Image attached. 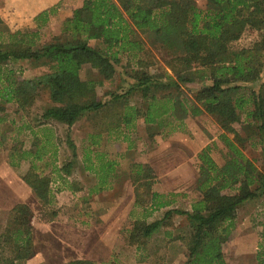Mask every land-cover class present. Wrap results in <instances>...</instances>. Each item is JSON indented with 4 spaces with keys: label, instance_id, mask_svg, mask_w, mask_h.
I'll return each instance as SVG.
<instances>
[{
    "label": "trees",
    "instance_id": "1",
    "mask_svg": "<svg viewBox=\"0 0 264 264\" xmlns=\"http://www.w3.org/2000/svg\"><path fill=\"white\" fill-rule=\"evenodd\" d=\"M21 1L27 4L35 28L12 31L0 16V125L7 105L15 106L21 122L18 131L29 130L30 148L22 150V142H15L9 163L15 166V160L28 159L29 167L21 177L40 206L52 202L51 174L45 169L48 163L42 162V151L53 134L51 122L69 128L86 112L98 118L108 111L111 125L130 127L139 114L149 123L152 137L170 122L209 114L221 130L225 160L218 164L206 145L198 153L196 188L201 198L190 211L174 209L166 214L182 215L189 225L187 234L180 236L185 245L183 264H224L223 248L235 229L238 208L264 195V173L243 152L247 141L254 139L264 156V0H206V10L186 0H81L60 21L59 32L48 38L41 28L57 12L60 0ZM249 28L258 31L260 39L249 47L233 48L232 43ZM142 34L149 36L151 48L165 54L166 69L148 72L156 62L137 58L129 72L120 71L123 57L146 50ZM17 61H26L34 74L16 75L9 65ZM85 66L95 74L82 78ZM124 73L131 81L123 78ZM116 76L122 83L117 87H122L106 91L109 100L99 99L96 87ZM194 82L199 88L190 98L184 97L181 85ZM42 91L50 104L36 123L30 122L34 125L26 123ZM140 103L144 110L136 107ZM237 123L244 134L236 129ZM33 126L41 127L43 140ZM0 135L1 139L5 136ZM72 155L76 156L75 150ZM68 165L70 162L62 167L65 173ZM150 195V200L158 197ZM49 213L52 219L56 216L55 210ZM10 214L9 225L0 235V264H20L33 255L32 207L16 203ZM160 224L161 220L132 221L124 239L129 244L144 242ZM254 259L256 264H264V238ZM65 264L93 262L74 259Z\"/></svg>",
    "mask_w": 264,
    "mask_h": 264
},
{
    "label": "rangeland",
    "instance_id": "2",
    "mask_svg": "<svg viewBox=\"0 0 264 264\" xmlns=\"http://www.w3.org/2000/svg\"><path fill=\"white\" fill-rule=\"evenodd\" d=\"M60 1L61 3L58 11L63 9L69 10L71 6L81 2V0ZM186 1L196 6L198 9H207L206 0ZM1 5H5L4 0H0V6ZM22 10H25V13H22ZM11 14L17 19H25L30 16L26 7H14L13 13ZM54 20L41 28L42 33L46 35V38L52 35L58 27L60 21L59 16L57 15ZM33 25L35 26L34 22ZM29 27L31 28L29 24L25 23L21 25L20 28ZM11 30L13 31L16 29ZM141 37L145 43L146 50L135 56L123 57L121 63L118 64V69H120V71L122 70V72H129L132 66H136L137 58H141V60L145 61L154 60V62H156L154 67H149L147 69L148 72L156 73L162 68L166 69L165 64L163 63L164 57L166 58L165 54L160 49L157 50L155 47L151 48L149 46V36L147 37L145 34H142ZM259 39L260 35L258 31L249 28L245 30L238 40L232 43V47H249ZM9 67H12L14 71H16V75H20L21 77L32 76L35 72L32 68L28 67L26 61L11 63ZM94 74L95 71L90 70L87 66L81 71L82 78ZM124 76L125 77L123 78H128V80L131 81L125 73ZM262 81H264V72L262 74ZM119 83H121L119 82V76H116L114 81H110L103 86H97L96 89L98 93L102 95L108 90L113 88L119 89V87H122H117ZM197 88H199V83L196 82L181 85L183 96H186L187 98H190ZM49 104L50 101L47 95L42 91L32 105L30 110L31 113L27 119L36 123V119L40 116L43 108ZM7 106L5 112L1 114V116L5 117V121L0 125V132L5 136L1 139L2 135H0V163L3 158H6V154L8 155L10 152L9 148L15 142L17 143L20 141L22 142V145L24 144L26 147H29L30 144V138H26L22 132L18 131V125L21 122L19 114L14 112L15 106ZM188 123L190 127L189 136H191V139L193 140V148H191L189 144L175 139H173L174 141L172 142L164 140V145L161 147L158 145V147L151 149L152 144L149 145V156L161 152L160 149L164 146L167 148L169 147L173 149L171 155L174 158H178L180 161L183 160L190 162L194 167L193 170H196H194L196 172L195 177H198L200 161L197 150L200 146L209 145L211 147L210 153L218 164H222L225 160L226 147L219 139L221 130H219L218 125L212 117L202 115L188 119ZM52 125L53 129L59 135L58 139L67 144L66 135L69 134V131H67L66 125L54 122ZM235 127L241 132V134H244L239 123L235 124ZM232 136V134H228L229 138H232ZM65 143L59 145L60 148L57 149L59 152H52L54 146L48 144L46 145L45 150L42 151V162L46 161L48 163L45 168L47 171L51 170V165L49 164L51 160L56 158L58 164L61 166L66 162L67 158L70 157V149L67 148L68 146H66ZM137 147L142 148V144L137 145ZM43 152L46 153L43 154ZM243 152L248 158L252 159L257 168L264 173V156L259 149L257 141L254 139L247 141ZM8 158L9 156H7L6 159ZM28 166L29 162L27 161L25 165L22 164V166L19 167V171L23 173L28 169ZM104 167V165L101 167L103 172L107 170H104ZM192 186H194V184ZM23 187L24 186L20 184V186H18V191L21 196L26 197L28 195V189L27 187ZM55 202L51 208L56 209L58 214L53 219L50 217L49 206L41 207L40 205H35L36 207H32L30 226L34 242L33 255L20 264H65L76 258L91 260L93 264H139L138 259H141V257L138 256H142L140 253L144 254L145 251H149V246L148 249H145L144 247L142 250L139 249L141 252L138 255V251L135 252L134 248H130V246L125 245L123 241L120 240L121 236H124L123 239L125 238L124 228L129 225L130 221L124 214L105 215L100 211L95 215L97 208H100L102 204L98 205L99 203L93 199L84 202L80 197L72 198L71 196H68L60 197L58 199L59 204H57L56 199ZM16 203L17 201H15L14 194L7 189L6 185H4L0 179V235L4 232L6 226L9 225L12 217L10 210ZM183 206V204H180L178 207L182 208ZM107 218L108 220H106ZM182 219V215L175 214L170 217V236H179L185 233V231H181V229H183ZM234 222L235 229L223 248L226 260L224 264H256L254 254L257 251L259 244L262 242V238H264V195L242 204L237 210ZM160 237L161 236L155 234L153 240L160 239ZM1 240L2 237L0 236V248ZM170 244L169 248L165 251H168L169 255H165L164 258H168L167 260H169L170 264H183L186 260V256L184 255V242L179 238L174 237L173 240L170 241Z\"/></svg>",
    "mask_w": 264,
    "mask_h": 264
},
{
    "label": "crops",
    "instance_id": "3",
    "mask_svg": "<svg viewBox=\"0 0 264 264\" xmlns=\"http://www.w3.org/2000/svg\"><path fill=\"white\" fill-rule=\"evenodd\" d=\"M4 4V6H0V16L11 29H18L25 23L29 24L32 29L35 28L31 16L25 19H17L11 14L14 7H26L28 10L25 2L21 0H4ZM80 4L81 2H78L71 6L69 10L63 9L61 11H58L59 5L57 12L50 17L48 23L54 20L57 15L60 21L70 16L72 10L80 6ZM25 10H22V13H25ZM60 21L53 34L59 32ZM97 94L101 100L110 99L108 93L101 95L97 91ZM136 107L145 109V106L141 103ZM107 112L105 111L104 115L100 114L98 118L93 117L91 112H86L72 126L67 128L69 134L66 137L68 139L69 136V140L75 146L73 148L70 147L71 145H69L67 139V144L58 139L59 135L51 124L53 134L48 145L54 146L52 152H59L57 150L60 148L59 145L65 143L68 146L67 148L70 149V157L68 156L69 158L61 166L58 164L56 158L49 162L51 165L50 194L52 196L49 211H56V209L51 208L55 199L57 200V204H59L58 199L60 197L71 196L72 198L80 197L84 202L93 199L99 203L98 205L102 204L100 208H97L95 215L100 211L105 215L124 214L129 218V223L135 220H144L146 223L161 220V224L150 236L145 238L144 242L129 244L123 239L124 236H121L120 240L125 245L130 246V248H134L135 252L138 251V255L141 252L140 250L144 247L148 249L149 246V251H145L144 254L140 253L142 256H138L141 257V259H138L139 264H170L169 260H167L168 258H164L165 255H169V252L165 251L171 245L170 241L174 237L182 241L180 236L187 234L189 225L183 216V229L181 231H185V233L179 236H170V217L175 214L168 215V217L166 212L174 209L190 211L191 205L201 198V193L196 188V170H193L194 167L190 162L183 160L182 162L178 158H174L171 155L173 149L166 146L160 149L161 152L149 156V145L152 144L151 149H154L158 145L159 147L163 146L164 140L172 142L175 139L187 143L193 148V140L189 136L190 127L188 119L190 118H186L183 121L176 120L172 123L170 122L161 132L155 133L150 137L149 123H146L141 115H135V120L133 123H130V127H127L123 123L116 122L111 125ZM202 115L211 117L205 113ZM30 122V119L26 120V123L34 125ZM53 122L59 124V122ZM33 128L41 139V127L33 126ZM22 133L26 138L31 137L29 130L24 129ZM139 144H142V148L137 147ZM205 146H200L197 150L198 153ZM29 148L30 144L29 147H26L24 144L22 145V150H28ZM72 150H75L76 156L72 155ZM9 151L11 152V147ZM7 156H9V153L8 155L6 154V158ZM6 158H3L0 163V179L7 189L14 194L15 201L17 203H27L31 207L40 205L32 189L21 177L27 169L23 173L19 171V167L22 164L25 165L28 159L19 162L15 160V166H11L9 158ZM69 162L70 165L66 166V168H69V172L65 173L62 167ZM102 165L105 166L104 170L107 169L105 172L101 168ZM149 167L151 169V176H149ZM137 171L139 172L137 173ZM20 184L28 189L26 197L21 196L18 191ZM193 184L194 186H192ZM150 193H156L158 197L150 200ZM137 197L138 202H136ZM162 201H167V205H156ZM180 204L184 206L179 208ZM57 214L58 212L56 211ZM126 227L129 228L130 226ZM155 234L161 236L160 239L154 241L153 236ZM119 245L121 246L120 243Z\"/></svg>",
    "mask_w": 264,
    "mask_h": 264
}]
</instances>
